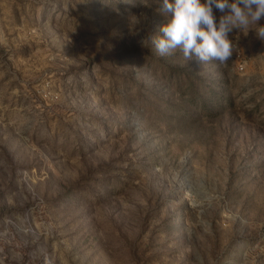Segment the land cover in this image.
Returning a JSON list of instances; mask_svg holds the SVG:
<instances>
[{
    "label": "rangeland",
    "instance_id": "1",
    "mask_svg": "<svg viewBox=\"0 0 264 264\" xmlns=\"http://www.w3.org/2000/svg\"><path fill=\"white\" fill-rule=\"evenodd\" d=\"M162 5L0 0V264H264V41L161 56Z\"/></svg>",
    "mask_w": 264,
    "mask_h": 264
},
{
    "label": "clouds",
    "instance_id": "2",
    "mask_svg": "<svg viewBox=\"0 0 264 264\" xmlns=\"http://www.w3.org/2000/svg\"><path fill=\"white\" fill-rule=\"evenodd\" d=\"M213 8L222 13L217 20ZM167 23L151 37L161 56L177 49L184 60L197 58L201 63L215 60L226 64L236 45L229 39L234 29L247 32L255 26L257 37L264 41V0H163ZM203 25V27H201Z\"/></svg>",
    "mask_w": 264,
    "mask_h": 264
},
{
    "label": "built area",
    "instance_id": "3",
    "mask_svg": "<svg viewBox=\"0 0 264 264\" xmlns=\"http://www.w3.org/2000/svg\"><path fill=\"white\" fill-rule=\"evenodd\" d=\"M239 68L242 69V65H240Z\"/></svg>",
    "mask_w": 264,
    "mask_h": 264
}]
</instances>
